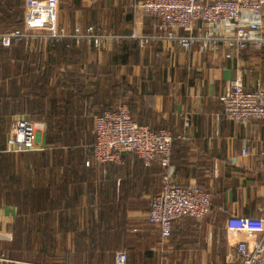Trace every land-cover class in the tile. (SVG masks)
Wrapping results in <instances>:
<instances>
[{"label": "crops", "instance_id": "obj_1", "mask_svg": "<svg viewBox=\"0 0 264 264\" xmlns=\"http://www.w3.org/2000/svg\"><path fill=\"white\" fill-rule=\"evenodd\" d=\"M64 3H67L65 7ZM120 4L121 0H60L59 23L69 31L76 24L85 29L97 23L100 32L121 37L112 47L103 44L101 49L85 42L91 50L89 59L67 63L61 73L81 72L77 82L86 83L89 77L102 76L103 65L107 63L113 76L119 77L124 85L125 103L136 119L175 135L171 163L176 182L209 189L213 205L203 220L177 218L171 237L162 239L158 225L147 222L154 190L150 188L149 179L152 178L143 173L144 167L136 154L123 153V161L115 164L123 166L126 177L141 175L138 189L144 191L142 197H133L130 189L122 186V176L113 178L114 199L117 202L127 200V218L133 225L122 237H117L119 229H108V239L116 249L109 253L98 251L86 256V260L88 264H116L117 255L124 253L126 264H242L239 242L243 238L238 233H230L226 223L230 216L264 217V167L260 164L264 119H253L248 125L227 120L219 95L225 92L239 68L246 90L264 89V48H248L239 57L228 59L226 46L215 53H203L197 43L187 49L178 42L169 44L166 39L157 38L142 47L138 39L131 37L132 33L161 36L156 30L157 19L146 18L147 15L138 11L126 21L120 15ZM123 38L129 41L126 43L130 45L129 50L134 47L136 52L135 60L126 64L113 59ZM27 43L31 51H39L41 61L51 64L56 60L57 55L49 51L47 41ZM19 117L28 118L38 128L40 149L33 151L44 150L49 132L46 123L21 113L14 114L12 121ZM245 148L247 154L243 155ZM60 153V148L54 147L56 165L61 162ZM89 170L94 185L105 179L106 173L92 167ZM160 183L163 184V179ZM83 206H90L89 194L84 197ZM17 214L16 206L0 207V264H41L24 260L19 253L14 257L1 246L13 240L12 226ZM94 218L99 219L100 213H94ZM84 222L86 216L82 213L77 242L66 237L62 244V248L71 250L66 259L69 264L77 262L76 250L87 253L91 246L94 247V244L90 246ZM60 261L63 263V258Z\"/></svg>", "mask_w": 264, "mask_h": 264}, {"label": "trees", "instance_id": "obj_2", "mask_svg": "<svg viewBox=\"0 0 264 264\" xmlns=\"http://www.w3.org/2000/svg\"><path fill=\"white\" fill-rule=\"evenodd\" d=\"M64 4L62 6L65 7L67 3ZM120 5L121 17L129 21L133 13L129 0H121ZM25 7L26 0H0L2 33L23 27ZM27 42L22 39L14 41L9 47L0 45V207L18 208L12 226L13 240L1 246L14 257L19 253L24 260L41 264H69L66 259L71 250L62 248V244L66 237H72L73 242H77L84 213V226L90 246L94 244V247L91 246L87 253L75 249L78 257L75 264H88L86 256L116 249L108 239V229H119L117 237H122L133 225V221L127 218V200L117 202L114 199L113 178L122 176V186L128 187L133 197H142L144 192L138 189L141 175L126 177L121 165L110 164L105 179L97 185L93 184L92 173L86 166L93 156L96 114L125 103L126 91L107 63L103 65L102 76L89 77L86 83L77 82L81 72L61 73L67 63L89 59L91 50L85 42L74 39L47 41L49 51L57 55L51 64L41 61L39 51H31ZM128 42L126 38L120 40L114 61L126 64L135 60V49L132 47L129 50ZM130 111L134 120L144 124L136 119L131 108ZM18 113L46 123L49 132L44 150L7 152L12 117ZM54 147L60 148L59 165L54 160ZM137 160L144 167L143 173L152 178L149 179L150 188L154 189L152 199L162 189L160 179H163V169L159 161L145 166L142 159L137 157ZM87 194L90 195V206L85 208L83 204ZM96 212L100 213L99 219L94 218ZM183 217L191 216L178 218ZM147 222L157 225L148 217Z\"/></svg>", "mask_w": 264, "mask_h": 264}, {"label": "built area", "instance_id": "obj_3", "mask_svg": "<svg viewBox=\"0 0 264 264\" xmlns=\"http://www.w3.org/2000/svg\"><path fill=\"white\" fill-rule=\"evenodd\" d=\"M133 12L141 11L157 19L159 35L144 36L133 32L143 47L153 39L178 42L191 49L200 45L203 53L218 52L223 46L225 57H239L248 49L264 48V0H129ZM60 0H26L22 28L2 33L0 45L9 47L14 41H53L74 39L90 42L96 49L103 44L112 47L121 37L100 32L96 25L85 29L76 24L69 31L59 23ZM170 47V46H169ZM224 117L248 125L253 119H264V89L246 90L243 72L237 69L235 78L219 95ZM93 156L87 167L107 173L110 164L123 161V153L131 152L149 166L159 161L163 169L161 191L151 199L148 219L159 226L160 236H171L173 221L181 216L205 219L211 212L212 195L197 186L178 184L171 163L174 136L167 129L153 130L134 120L126 103L114 109L101 110L95 116ZM40 149L38 128L26 117L13 120L7 142V152L24 153ZM243 155L247 149H243ZM260 164L264 167V149ZM217 173V171H216ZM95 178H98V176ZM230 233L242 236L239 252L242 264H264V217L230 216L226 223ZM259 235V236H258ZM124 253L117 255L116 264H126Z\"/></svg>", "mask_w": 264, "mask_h": 264}]
</instances>
